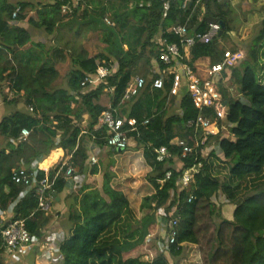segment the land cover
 I'll return each mask as SVG.
<instances>
[{"label": "trees", "instance_id": "16d2710c", "mask_svg": "<svg viewBox=\"0 0 264 264\" xmlns=\"http://www.w3.org/2000/svg\"><path fill=\"white\" fill-rule=\"evenodd\" d=\"M164 1L50 0L43 5L44 0H0V91L6 88L5 94L0 93L5 107L12 108L0 119V207L6 210L24 189L13 181V170L28 167L51 152L58 158L62 151L57 150L62 149L82 170L81 179L72 183L62 176L56 178L57 196L71 189L65 197L66 211L57 215L64 239L53 259L29 251L32 264H183L190 248L196 246L199 264H264V183H260L264 174V20L249 43L241 42L245 57L222 72L220 81L232 89L227 95L221 90L225 118H217L211 109L205 111L213 119L211 128L220 127V131L196 147L203 132L188 128L186 122L199 110L188 94L170 95L171 79L162 89L152 88L151 78L159 75L153 72V61L159 60L163 48L159 39L180 42L170 31L172 27L187 24L190 30L205 32L213 19L223 22L222 34L210 43L194 45L183 61L196 69L198 60L208 58L214 64L236 53H227L217 44L232 31L234 4L233 0L200 1H205V12L196 26L190 17L197 0H171L168 10ZM64 6L70 11L64 13ZM17 7L21 12L13 19ZM13 20L27 22L30 28L13 25ZM38 31L53 36L49 49L47 42L33 40ZM91 31L100 32L105 43L94 56L82 42ZM29 43L40 48L32 54L34 61L31 56L24 58L33 50H20ZM65 51L71 68L66 86L55 87L59 71L45 55L60 57ZM158 63L161 71L167 67ZM101 65L111 71L105 82L96 89H83L82 80L97 73ZM137 76L145 77L147 84L137 96L123 100L128 84ZM107 91L110 106L100 103ZM169 100L172 108L167 107ZM109 108H117L122 117H135L139 123L149 119V123L131 131L126 149L109 148L107 162L100 158L90 166L89 149L107 146L109 132L99 127V118ZM23 128L30 135L19 141ZM181 140L195 147L186 157H182ZM161 146L169 150L163 161L157 158ZM119 156H123L120 165ZM58 159L53 169H39V177L53 180L63 163ZM200 163L190 186L179 189V177ZM223 166L227 169L224 175ZM167 171H172V177L161 183ZM95 175L100 178L89 179ZM142 179L146 182L141 183ZM227 203L235 205L233 218L223 215ZM158 214L165 221L178 218L176 242L167 247L170 229L166 227L156 239L162 243L161 253L151 262L128 255L144 243ZM49 215L38 209L33 190L1 226L24 220L36 235L50 228ZM5 249L0 234V264H5Z\"/></svg>", "mask_w": 264, "mask_h": 264}, {"label": "built area", "instance_id": "2783aa9c", "mask_svg": "<svg viewBox=\"0 0 264 264\" xmlns=\"http://www.w3.org/2000/svg\"><path fill=\"white\" fill-rule=\"evenodd\" d=\"M151 2L152 0H148ZM171 0L164 1V8L168 10ZM202 0H197L200 2ZM185 2L184 5H186ZM63 11L66 13L70 11L69 7L64 6ZM21 12V8L17 7L12 18L15 19ZM108 24H111L109 19H106ZM222 25L220 22L209 23L208 29L205 32L190 30L187 24L176 25L170 29L172 33L177 35L180 42L169 43L167 39H159V43L163 46L160 52L159 60L164 63L167 70L156 71L158 76L151 78L150 84L152 88L162 89L168 79H171L172 86L170 90L171 96H180L188 94L194 107L199 110L196 117L187 120L186 125L190 129L202 130L203 135L201 139H196V147L205 145L212 134H217L220 131V127L211 128L212 117L208 116L205 111L213 110L214 115L219 119H224L226 116V101L223 94L218 90L217 83L221 80L222 72L227 67H232L243 58L242 52H237L228 56L222 62L210 64L205 68V75L198 73L197 69L183 61L185 56H188V51L197 43L207 44L210 43L221 31ZM184 50L185 53L182 51ZM111 73L110 69L104 65H101L95 74H88L81 82L83 89H96L101 83L105 82L107 76ZM147 84V80L143 76H137L131 81L124 93L123 100H129L137 96L141 90ZM3 102V98L0 93V107ZM33 111V107H30ZM149 119L144 120L142 123L135 117H122L118 113L117 108H109L99 118V127H105L109 134L106 136V144L116 150H124L130 144L131 131L137 130L139 125H147ZM30 135L28 128H23L19 137V141L25 140ZM179 144L182 146V157H186L189 153H192L195 149L194 146L188 145L184 140H181ZM217 148V146L215 147ZM169 156V150L166 146H161L157 150V158L160 161L165 160ZM40 158L33 162L32 167L21 166L14 169L12 172V179L15 183L22 185L24 188H31L35 190V195L38 199V209L49 214L53 210V194L54 184L57 177L62 176L66 182H74V180L81 179V168L78 165H74L68 160L63 161L62 166L56 172L55 178L50 180L48 176L43 178L39 177V167L37 163ZM98 162L96 156L90 157V166L95 165ZM202 164L187 168L184 173L178 179L179 189H184L190 186L195 178L196 173L199 171ZM35 167V169H33ZM172 177V171H167L166 176L161 183ZM161 218H164L162 214H158ZM166 226L170 229L169 236L166 239L167 247L176 242L178 235V218H170L166 221ZM57 233V232H56ZM0 234L3 238L6 251L10 253L16 252H29L35 249H47L51 251L54 245L61 243L64 239V233H57L53 235L51 233L45 235V241L48 240L50 246L48 248L38 247L37 235H34L26 226L24 220H16L10 222L6 226H0ZM146 255V260L151 262L153 258Z\"/></svg>", "mask_w": 264, "mask_h": 264}, {"label": "rangeland", "instance_id": "374dc122", "mask_svg": "<svg viewBox=\"0 0 264 264\" xmlns=\"http://www.w3.org/2000/svg\"><path fill=\"white\" fill-rule=\"evenodd\" d=\"M14 1V0H12ZM243 1L245 0H240V2L238 4L234 5V9L232 12V16L233 18H236L235 22H232V31L229 33L228 37H226L225 39H218L217 40V44H219L221 49H224L225 51H227V53H231L232 51L240 52L241 51V42H246L249 43L251 39H253V37L255 36L256 33V29L257 27L260 25L261 21L264 20V13H257L259 11H261V9L259 7H264V6H260L263 5L261 0H248L249 2L251 1V5L253 4V7L250 8L249 7H244L243 6ZM232 3H237V2H232ZM205 1L203 2H198L195 6V14L198 17L203 15V12L205 11ZM256 7V8H255ZM260 9V10H259ZM108 25H112L108 24ZM102 34H100V32H89L87 33V35L82 39L83 45L84 47L87 49V51L89 52L90 55H94L96 53H99L103 47H105V43L102 42ZM124 48H127V45L124 46ZM245 53L246 50H244ZM244 51L242 52L243 54V58L244 56ZM234 54V53H233ZM232 55V54H231ZM229 55V56H231ZM242 58V59H243ZM154 66H153V72L154 69L156 67V70L159 69V63L158 60H154ZM207 65H210V60L209 63H207ZM206 65V66H207ZM164 69H167L166 67H164ZM200 74V72H198ZM217 87L218 90L221 92H224L223 90L226 91L225 95L229 94L228 91H232V89H230L227 85V82H222V81H218L217 83ZM2 91V95L3 93L5 94L6 88L5 86H3L1 88ZM0 91V92H1ZM221 92V93H222ZM224 94V93H223ZM12 95V94H11ZM20 106H22V104H20ZM1 107L5 108V103L4 101L1 104ZM168 108H172L173 104L172 102L169 100L168 104H167ZM170 110V109H169ZM1 111V108H0ZM223 132L224 134H228V128L227 126H223ZM1 143H3V139L0 138ZM109 147V146H108ZM111 149H113L112 147H110ZM28 167H32V165H28ZM33 169H35V167H33ZM38 169V167L36 168ZM222 175H224L227 171V169L225 168V166H223L222 168ZM260 183H264V174L262 176V179L260 180ZM27 188V187H25ZM224 200L225 198L222 197L221 200ZM53 202V201H52ZM54 203V202H53ZM235 209V205L227 203L226 206L223 207V215L227 216V218H233V212ZM49 217H51V220L55 219V217L57 216V212H54V209L49 213ZM161 216V215H160ZM159 217V226L156 227H151V232L148 233L143 245L141 246L138 245L137 247H135L136 249L134 251H132L131 255H136V256H142L143 260H146V255L151 256L150 258L154 259L160 252V249L162 247V243H160V241H156L157 236H159V234H161V232L163 233L164 229L167 227L166 226V221L164 219H162L161 217ZM59 224H60V219L58 220ZM48 225V224H47ZM49 226V225H48ZM47 227V226H46ZM54 231V229H52ZM50 231H44L43 233L40 234H36L37 235V239H38V243L39 246L38 247H45L48 248L50 246V243L47 241H45V235L46 234H53V235H57V233H63V229L60 230H55V232ZM57 232V233H56ZM38 249L32 250V252H34V254L38 253ZM47 249H44V253L42 254L43 258H50L49 254H48ZM53 251V250H52ZM55 253L58 251V249L54 250ZM146 254V255H145ZM168 254V253H167ZM130 255V254H129ZM200 256H198V248L193 247L190 248L189 251V256L187 257V259L185 261H181L183 264H199L200 261Z\"/></svg>", "mask_w": 264, "mask_h": 264}, {"label": "crops", "instance_id": "0c3cea01", "mask_svg": "<svg viewBox=\"0 0 264 264\" xmlns=\"http://www.w3.org/2000/svg\"><path fill=\"white\" fill-rule=\"evenodd\" d=\"M234 1L237 2V3H233L234 5L238 4L240 2V0H233L232 2H234ZM261 1H262L263 5H260V6H264V0H261ZM48 2H50V0H44L43 5H45ZM51 2H52V0H51ZM76 3H75V5H76ZM251 3H252L251 1L249 2L248 0H245V1H243V6L244 7L248 6L249 10H250V8L253 7V4L251 5ZM259 8L261 9V11H259L257 13H261V14L264 13V7L263 8L259 7ZM204 12H203V15H204ZM194 14H195V8H194L190 18H192V21L197 22L196 26H198V24L202 21L203 15L198 17L197 15H194ZM11 24L20 25V26H22L24 28H30V25L27 22H19V21L13 20V21H11ZM33 40L35 42H41V41L45 42V43L47 42L46 45H47L48 49H49V46H52L54 44L53 36L45 37L42 31L36 32L35 36L33 37ZM49 41H51V42H49ZM30 49L33 50V52H31V55H26L24 58L28 59V57L31 56L30 58L34 61V60H36V56H33V55H36L37 54L36 51L39 52L40 48L35 47L33 44L30 45V43H29L28 45L23 46L20 50L21 51H24V50L31 51ZM240 52H243V51L241 50ZM96 54H94V55H96ZM94 55H90V56H94ZM45 56H46L45 58H51V60L54 62L55 67L59 71V78L55 81L54 86L55 87H65L66 86V75H67V72L71 68V58H70L69 54L67 53V51H65L64 56H60V57L57 56L56 57L53 54L51 56H48V55H45ZM45 58H44V56H41V58H40L41 62L44 63L43 59H45ZM207 63H209V59L208 58L203 59V60H198L196 62L195 67H196L197 71L200 72L201 75H205L204 70H205V68H207L209 66V65H207ZM158 70H160V69L156 70V67H155L154 72H156ZM110 100H111L110 92L107 91L105 94L102 95L100 103L102 105H104V106H110ZM0 108H1L0 119L4 115H7V114H9L12 111L11 107H5V108L0 107ZM109 148L110 147H108V146H105V147H102V148H100V147H91L89 149V155H90V157L93 156V155L96 156L98 158V161L101 158L102 160L107 162L108 159L110 158V156L108 154V149ZM59 150H61L62 152H61V154H59L58 158H62L63 161L68 160L69 156H64L65 152L62 149H58L57 151H59ZM54 157L55 156L53 155V152H51L50 155L47 158H43V159H40V161H38L37 167H39V169H47V170L53 169L55 167V165L57 164L58 160H59L58 158H54ZM122 158H123V156L122 157L121 156L118 157V159H117V164L118 165H120V163H122L121 162ZM32 164H33V162L31 163V165ZM93 178L99 179L100 176L99 175H95L94 177H92V176L89 177V179H93ZM145 182H146L145 179L141 180V183H145ZM133 186H135V188H137L138 183L133 184ZM5 192H7V193L9 192V188L8 187L5 188ZM30 192H32L31 188H24L22 190V192L15 198V200L10 203L9 207L6 210H4V209H2L0 207V226L13 217V211H14L15 206L21 201L22 198H24V196H26ZM70 192H71V189L68 187L67 189H65V191H63L61 193V196H57V193H56V196H55L56 197V202L53 203L54 212H57L58 214H60V213L62 214V213H64L66 211L67 206H66V202H65V197ZM59 219H60L59 216H56L55 219L51 220V223L49 225L50 228L47 229V232L53 231L52 229H54L53 232H55V230L56 231L58 230V228L60 226V224L58 222ZM159 222H160L159 221V217L157 216L156 222L154 224H152L150 226V228H149V233L151 232V227H156V226L160 225ZM142 245H143V243L141 244V246ZM56 249H58V243H56L54 245V248H52L51 251H48V254L50 256V258L48 257L49 259H53L57 255V253H55V251H54ZM135 249L136 248H134L133 250L129 251L128 255L129 254L131 255L132 251H134ZM27 253L28 252H25V253H22V252L10 253V252L6 251V249H5V251L3 253V259H4L5 264H30V263L32 264V262H30V260H31L30 256H27ZM43 253H44V249H41V250L38 251V253L36 255L38 257L40 256V258H43L42 257ZM131 256H134V255H131ZM34 257H35V255H34ZM169 258H171V257L169 256Z\"/></svg>", "mask_w": 264, "mask_h": 264}, {"label": "water", "instance_id": "95a60500", "mask_svg": "<svg viewBox=\"0 0 264 264\" xmlns=\"http://www.w3.org/2000/svg\"><path fill=\"white\" fill-rule=\"evenodd\" d=\"M211 22H220V24L222 25V30L220 31L219 35H221V34H222V31H223V29H224V24H223V22H221V21H219V20H217V19L210 20L209 23H211ZM225 104H226V103H225ZM53 196H56V193H54Z\"/></svg>", "mask_w": 264, "mask_h": 264}]
</instances>
